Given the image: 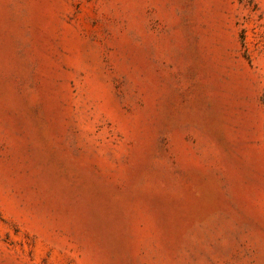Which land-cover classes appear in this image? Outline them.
Returning <instances> with one entry per match:
<instances>
[{"label":"rangeland","instance_id":"rangeland-1","mask_svg":"<svg viewBox=\"0 0 264 264\" xmlns=\"http://www.w3.org/2000/svg\"><path fill=\"white\" fill-rule=\"evenodd\" d=\"M0 264H264V0H0Z\"/></svg>","mask_w":264,"mask_h":264},{"label":"bare ground","instance_id":"bare-ground-1","mask_svg":"<svg viewBox=\"0 0 264 264\" xmlns=\"http://www.w3.org/2000/svg\"><path fill=\"white\" fill-rule=\"evenodd\" d=\"M211 193V188L208 185H205V187L201 189L200 196L195 200V202L193 204L192 202L189 204V206L191 205V213L199 214L204 212L207 208V202Z\"/></svg>","mask_w":264,"mask_h":264}]
</instances>
